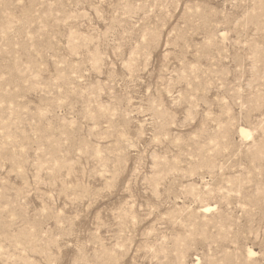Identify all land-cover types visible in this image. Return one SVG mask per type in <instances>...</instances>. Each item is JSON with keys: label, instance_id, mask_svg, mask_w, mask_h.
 Instances as JSON below:
<instances>
[{"label": "rangeland", "instance_id": "1", "mask_svg": "<svg viewBox=\"0 0 264 264\" xmlns=\"http://www.w3.org/2000/svg\"><path fill=\"white\" fill-rule=\"evenodd\" d=\"M0 264H264V0H0Z\"/></svg>", "mask_w": 264, "mask_h": 264}, {"label": "bare ground", "instance_id": "2", "mask_svg": "<svg viewBox=\"0 0 264 264\" xmlns=\"http://www.w3.org/2000/svg\"><path fill=\"white\" fill-rule=\"evenodd\" d=\"M240 131L246 136L248 133L245 129L241 128Z\"/></svg>", "mask_w": 264, "mask_h": 264}]
</instances>
